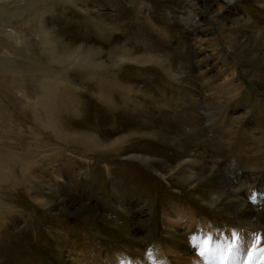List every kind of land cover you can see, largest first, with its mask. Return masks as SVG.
<instances>
[{"label": "rangeland", "instance_id": "rangeland-1", "mask_svg": "<svg viewBox=\"0 0 264 264\" xmlns=\"http://www.w3.org/2000/svg\"><path fill=\"white\" fill-rule=\"evenodd\" d=\"M263 10L260 0H0L10 17L0 26V264H224L234 233L227 264H264ZM50 49L95 69L51 62ZM58 77L62 134L31 107ZM107 80L134 102L116 94L118 107L104 105ZM194 157L198 177L186 180L178 164Z\"/></svg>", "mask_w": 264, "mask_h": 264}, {"label": "bare ground", "instance_id": "bare-ground-1", "mask_svg": "<svg viewBox=\"0 0 264 264\" xmlns=\"http://www.w3.org/2000/svg\"><path fill=\"white\" fill-rule=\"evenodd\" d=\"M192 1V0H191ZM229 3L232 4L233 0H227ZM263 2V8H264V0H260ZM19 9V8H18ZM264 13V10L262 11ZM190 16H192L193 18L189 17V20H190V23L193 22V20L195 19V16L190 14ZM9 21H10V17L6 14H3V15H0V26L2 28H5L6 27H9ZM40 21V20H39ZM41 22V21H40ZM42 24V23H41ZM199 26V25H198ZM12 29V28H11ZM41 29L43 30V33H45L44 31V24L41 26ZM4 30V29H3ZM8 30V29H6ZM5 31V30H4ZM11 31V30H9ZM7 33V32H5ZM260 33V32H259ZM258 34V33H257ZM8 35V34H7ZM6 35V36H7ZM12 35V33H11ZM262 35V34H261ZM10 36V35H9ZM48 34L45 35L46 39H48ZM264 36V35H263ZM5 37V35H4ZM18 37V36H17ZM10 38V37H8ZM7 39V38H6ZM263 39V38H262ZM14 40V39H13ZM18 41V40H17ZM24 41V40H23ZM4 45H7L4 43ZM11 51V50H10ZM2 53V52H1ZM73 52H68V54H64V55H60L58 53L57 55V50L56 49H50L49 51V58L51 60V62H55V63H60V61H63V64H65L66 62L67 63H70L71 64V67H82L83 69L85 70H90L92 71L93 69H95V64L94 62H89L87 57H85L82 53L78 52L77 55H72ZM106 74L108 72H105ZM108 77V75H106ZM100 82H102V79H99ZM65 83V80L58 77V79L55 81V83L53 84H50L46 87V93L44 95H41L40 97L36 98V100L31 104V107L33 108V116H34V120L39 122L41 121L42 123L46 124L48 128H50V130H54L56 131V134L59 133V134H62V131L60 129V126H59V122L57 121L58 119V110H57V101L60 97V89L61 87L64 85ZM41 87H44V86H41ZM133 88V87H132ZM124 88L123 86L121 85H117V84H114V83H111L110 81H105L104 83H100V88L98 89V95H99V100L106 106L110 107V108H115V107H118L119 104H121L120 106H128L130 105L132 102H134L133 98H135V96H133V92L132 91H128V92H125L124 91ZM97 91V90H96ZM23 92V91H22ZM138 93V92H137ZM119 95L120 96V102H116L114 101V95ZM59 96V97H58ZM161 97V96H160ZM162 99V98H161ZM153 100V99H152ZM131 102V103H130ZM148 102V101H147ZM31 103V102H30ZM136 104H138L136 102ZM195 104V103H194ZM159 105V104H158ZM135 106V105H133ZM149 106V104H148ZM137 107V106H136ZM117 109V108H116ZM158 110V109H157ZM160 110V109H159ZM61 111V110H60ZM68 112V111H67ZM61 113V112H60ZM76 113V112H74ZM72 112V114H74ZM151 113V112H150ZM159 114V113H158ZM116 115V114H115ZM57 118V119H56ZM118 118V117H117ZM114 120V119H113ZM120 122V121H119ZM158 125V124H157ZM119 126V125H118ZM123 126H126L125 124H122V127ZM108 132V131H107ZM149 132V131H148ZM108 133H110L109 135H106V136H103V138H109L111 136H113L114 134H116L115 132V129L114 130H111L109 131ZM144 135V134H142ZM74 138V137H73ZM78 139V138H77ZM80 140V139H78ZM83 142L81 144L83 145H86V147L88 148H92V147H96L98 148L99 146H101L102 144L100 142H95V141H92L90 139H83ZM127 140L125 137L121 138L120 140L116 141V142H111L110 146H109V149H117L119 150V147H121V145L123 144V142ZM171 141V140H170ZM167 143V142H166ZM140 146V145H139ZM107 149V148H106ZM176 150V149H175ZM117 153V152H116ZM175 157V156H174ZM178 157V156H177ZM195 163H198V158L197 157H194L192 158V160H184L183 162L181 163H177L178 164V171H180V176L185 178L186 180H191V179H194L196 177H198V166H194ZM176 171V170H175ZM179 176V177H180ZM180 177V178H181ZM248 182V181H247ZM246 182V179L245 181L241 182V185L242 186H246L247 189L249 188L248 185H249V182L247 183ZM249 190V189H248ZM235 194L239 200V206L241 208L244 207V205L248 202V200L245 198V197H240V194H239V190H236L235 191ZM246 196V195H245ZM251 197L252 198V195H250V190H249V195L248 197ZM250 201V200H249ZM247 205V204H246ZM251 208V207H250ZM244 210V209H243ZM255 211H249L247 213L251 214V216H254V213ZM250 218V217H249ZM248 218V219H249ZM252 218V217H251ZM242 221L244 222H247V223H250V225H248V227H250V230L252 231H255L256 228L252 225L251 226V222H248V220H244V219H241ZM250 220V219H249ZM252 220V219H251ZM192 224V223H191ZM249 229V228H248ZM208 235V234H207ZM251 234H249L248 237H250ZM205 241H209L208 239V236L205 237ZM217 240H210V242L214 245L213 247H218L215 242ZM208 243V242H207ZM204 244V243H203ZM226 244V243H225ZM251 244V243H250ZM249 244V245H250ZM227 245V244H226ZM228 246V245H227ZM186 248V247H185ZM241 253V251H240ZM240 253L238 254H235L234 257L238 260V258L240 257ZM251 256V255H250ZM234 259V258H233ZM183 260V259H182ZM186 260V258H185ZM240 261V260H239ZM247 261V260H246ZM193 262L192 264H196L198 263V261H192ZM234 262V260H233ZM232 262V263H233ZM250 261H248L249 263ZM240 263V262H239ZM199 264V263H198Z\"/></svg>", "mask_w": 264, "mask_h": 264}, {"label": "snow or ice", "instance_id": "snow-or-ice-1", "mask_svg": "<svg viewBox=\"0 0 264 264\" xmlns=\"http://www.w3.org/2000/svg\"><path fill=\"white\" fill-rule=\"evenodd\" d=\"M257 239L260 241L261 244H264V237H257ZM240 237L236 235L235 233L233 234V241L234 243L230 244L226 252L223 254L222 259L224 261V264H227V258H230L232 255V252L238 247ZM210 249L207 246V242L201 246L200 250V256L204 257ZM262 254H264V249L261 250ZM151 256V253L149 254ZM250 264H255V262H250Z\"/></svg>", "mask_w": 264, "mask_h": 264}]
</instances>
